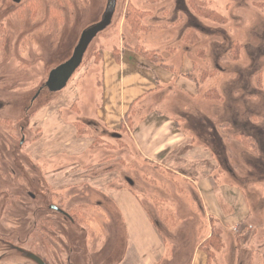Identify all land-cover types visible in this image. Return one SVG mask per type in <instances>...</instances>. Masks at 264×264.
I'll list each match as a JSON object with an SVG mask.
<instances>
[{
  "label": "rangeland",
  "instance_id": "rangeland-1",
  "mask_svg": "<svg viewBox=\"0 0 264 264\" xmlns=\"http://www.w3.org/2000/svg\"><path fill=\"white\" fill-rule=\"evenodd\" d=\"M127 1L116 0L110 24L94 37L66 88L54 93L45 87L49 72L72 56L107 0H70V11L63 7L59 22L52 18L45 27L42 17L15 15V0H0V185L11 183L18 195L13 219L0 212V228H12L47 264H136L134 236L108 197L126 187L157 229L152 264H193L210 218L223 243L211 264H264V0H130L149 11L142 20L149 28L137 34L124 19ZM136 45L160 53V64L178 66L183 56L193 64L185 76L195 81V96L164 87L137 118L162 101L180 118L178 128L208 154L209 177L197 185L154 167L130 145L102 157L95 150L104 140L84 124L65 128L72 133L59 140L61 111L65 120H81L76 88L87 101L98 89V52L123 48L148 60ZM82 108L81 114L91 112ZM235 134L251 137L254 147ZM74 136L85 140L74 152L89 141L94 150L80 158L60 155L58 144ZM41 201L35 227L31 211ZM242 222L252 232L237 247L234 229Z\"/></svg>",
  "mask_w": 264,
  "mask_h": 264
},
{
  "label": "crops",
  "instance_id": "crops-1",
  "mask_svg": "<svg viewBox=\"0 0 264 264\" xmlns=\"http://www.w3.org/2000/svg\"><path fill=\"white\" fill-rule=\"evenodd\" d=\"M94 64L99 69L98 89L93 92L95 95H91L88 93V89L86 90L90 96L89 101H87L88 98L86 96L81 97L82 91L76 88L77 96L74 103H77L78 106L74 104L77 106V110L73 109L74 112L78 113L77 115L81 120H65L61 111V119H55L58 132L64 129L58 134L59 140L62 141L67 134L72 133V131H66L65 128L80 122L89 128H93L96 136L104 140V143L100 144L103 147L95 150L102 157L111 155V152H116L117 148H125V145H130L138 157L146 158L154 167L165 169L173 176H180L194 185L197 180H207L209 171L206 165L208 159L206 149L195 147L189 135L184 133L180 126L178 128L180 118L168 114L163 109L164 101L159 104L162 105V108L155 105L153 110H150L145 116L136 118L131 127L126 126L125 120L126 113L132 104H135V107H150V96L155 94L159 96L160 93L158 92H161L164 87L173 86L171 91L178 89V92L179 90L180 92H189L195 96L194 86L196 83L185 76V73L193 68L192 62L183 56L181 64L179 63L178 66H168L164 63L160 65L121 48L118 57L114 56L113 52H103L100 60ZM67 84L54 93L63 91ZM82 107L91 108V112L87 111L81 114ZM66 139L67 137L65 142L58 144L63 152L60 155L65 157L80 158L84 155V150L85 153L94 150V144L89 143V141L83 150L74 152L75 144L84 145L85 140L77 136L72 137L67 142ZM77 162L85 164L87 161H80L79 159ZM131 180L125 175V182ZM108 195L111 200L116 201L114 204L121 211L126 221V230L134 236L130 251L135 253L136 264H152L157 257V254H154L156 249L153 241L157 236V229L146 210L129 188L122 187L109 192ZM199 249L195 248L194 250L195 260L193 264H207L206 253L200 254Z\"/></svg>",
  "mask_w": 264,
  "mask_h": 264
},
{
  "label": "trees",
  "instance_id": "trees-1",
  "mask_svg": "<svg viewBox=\"0 0 264 264\" xmlns=\"http://www.w3.org/2000/svg\"><path fill=\"white\" fill-rule=\"evenodd\" d=\"M15 6L16 8L13 10V12L15 11V15H24V17L26 16L28 19H33L37 16L42 17V19H44L45 27L46 23L48 25L51 24L52 18L55 19V23L59 22L63 7L70 11V9L73 7V4L70 2V0H68V2H63V0H22L20 2H16ZM124 12V19L126 20L127 24L130 25V28L134 33L137 34L149 28V26L144 25L142 22L144 16L149 13L148 10H142L141 8L134 6V4L129 0L126 2ZM178 22L179 20L175 23ZM133 49L148 60L159 64L162 62L161 54L155 50H147L144 47L138 45L134 46ZM98 54L99 58H101L102 52L100 51L98 52ZM113 54L114 56L118 57L119 51L114 50ZM206 95L207 97L209 96V94ZM139 108V106L135 107V104H132L130 106L129 111L126 113L125 117L126 126H132L133 121L136 120L139 113ZM75 125L80 127L81 123L79 122ZM126 126L124 124V128ZM235 137L241 142H248L249 145L254 147V141L251 139V137L241 134H235ZM213 220L214 219L210 218L211 228L209 235L199 245V248L203 249L207 255V264H211V262L213 261V254L219 251L223 246L221 240V230L220 228L215 226ZM251 232V227L244 224L243 222L237 224L235 229L237 247H241V245L250 238Z\"/></svg>",
  "mask_w": 264,
  "mask_h": 264
},
{
  "label": "water",
  "instance_id": "water-1",
  "mask_svg": "<svg viewBox=\"0 0 264 264\" xmlns=\"http://www.w3.org/2000/svg\"><path fill=\"white\" fill-rule=\"evenodd\" d=\"M18 1L19 0H15V2ZM115 6L116 0H107L100 21L90 25L89 28L85 30L77 46L75 47L72 56L66 62L58 65L56 68L52 69L49 72L45 82V87L50 92H57L65 87L68 80L74 74L76 69L80 66L89 44L92 42V40L99 31H101L102 29H104L105 26L110 24L112 15L115 11ZM22 251L24 252L27 258H30L38 264H46L40 257L35 255L34 253L26 250Z\"/></svg>",
  "mask_w": 264,
  "mask_h": 264
},
{
  "label": "flooded vegetation",
  "instance_id": "flooded-vegetation-1",
  "mask_svg": "<svg viewBox=\"0 0 264 264\" xmlns=\"http://www.w3.org/2000/svg\"><path fill=\"white\" fill-rule=\"evenodd\" d=\"M20 129H22V127ZM14 189L15 187L12 186L11 183H8L6 187L0 185V203H2L0 212L3 213L4 211H7L6 213H8L10 219L14 218V200L15 197L18 196L15 195ZM30 198L35 200L36 196L32 195ZM54 210L61 215H64L66 218L72 219V217L66 210L60 207H56ZM37 212H42V201L40 202V204H36L33 212L31 211V215L33 214L31 217L35 219V227H37V220L40 219L37 218ZM25 240V238L21 239L19 236L16 237L15 232L12 228H7V230L0 228V264L1 262H6L7 264H24L20 260L15 261L14 257H22L23 259H26L28 261L27 264H29V262L31 264H38L30 258H27L22 250L34 253L47 264V262L42 258V254L25 245Z\"/></svg>",
  "mask_w": 264,
  "mask_h": 264
}]
</instances>
